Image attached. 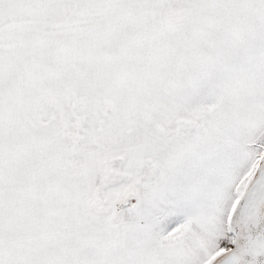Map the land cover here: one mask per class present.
<instances>
[{
    "label": "snow or ice",
    "instance_id": "snow-or-ice-1",
    "mask_svg": "<svg viewBox=\"0 0 264 264\" xmlns=\"http://www.w3.org/2000/svg\"><path fill=\"white\" fill-rule=\"evenodd\" d=\"M0 264H264V0H0Z\"/></svg>",
    "mask_w": 264,
    "mask_h": 264
}]
</instances>
